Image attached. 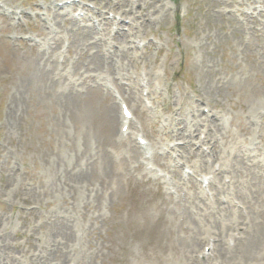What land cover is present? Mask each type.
Here are the masks:
<instances>
[{
    "label": "rangeland",
    "instance_id": "1",
    "mask_svg": "<svg viewBox=\"0 0 264 264\" xmlns=\"http://www.w3.org/2000/svg\"><path fill=\"white\" fill-rule=\"evenodd\" d=\"M60 1L63 0H0V4L22 12L18 21L0 13V219L2 218L0 224L8 222L9 255L18 261L17 264H31L36 255L45 251L41 249L44 245L41 239L42 232L45 231L43 229L52 223V217L57 219L55 215L61 212L75 217L67 220L71 221V236L72 226L92 217L83 250L84 257L92 255L91 264H126L124 260H127V264H156L153 261L156 254L161 255V259L156 256L160 264H174L186 255L172 245L177 236L187 238L183 232L178 231L171 235L166 231L167 227L160 232L163 227L161 223L155 229L152 227L145 229L138 225L133 236H129L127 230L121 228L127 221V211H131L136 205L131 189L130 191L123 189L121 196L113 200L107 191L102 192L99 195L102 206L94 210L93 207H87L81 202L88 197L96 198L98 195L86 193L89 189L84 186L80 193L71 194L70 202L74 198L78 206L75 204L76 212L70 213L66 207L70 206V202L63 206L61 199L65 194L62 190L55 189L56 186L48 196L44 197V191L41 190L38 191L39 197L31 196L39 187L48 183L49 171L43 164L51 163L55 153L60 156L62 165H66L64 168L70 170L73 167L70 164H74L76 159L73 154L75 150L84 151L85 147H88L87 151L92 150L93 153L97 145H92V141L96 139L93 130L87 131L90 137V144L87 146L85 137L77 132L79 125L71 123L67 118L62 127L68 132L71 141L62 140L57 146L54 135L59 133L56 121L63 109L58 106L60 98L48 91V88L40 95L41 89L37 92L38 84L32 80L34 59L36 65V61L40 59L39 52L43 50L40 43L48 38L47 28L54 29L52 19H59L64 15L67 17L66 23H61L62 26L57 23L60 30L57 38L61 39L65 36L69 18L78 13L76 8L54 10L55 3ZM78 1H80L78 5L82 4L85 7L88 4L92 7V4L98 6V10L96 7L91 10L103 13L102 19L108 18L107 21H102V27L109 32L108 38H111L112 34L115 40H118L119 34L127 36L128 33L136 31L139 43H146L140 51L134 52L133 38H130L131 42L127 44L125 50L130 59L138 63L137 68H134L132 63L126 65L129 71L127 76H135L138 72L141 73L140 70H144L149 78L152 77V81L157 79L161 84L158 96L154 97L155 108L149 112L152 113L150 116L158 121L159 132L156 133L154 126L149 131L145 127L147 136L153 141L159 137L162 143L180 139L185 143L184 146L188 144L196 155L191 157L184 153L180 162L199 164L202 174H208L209 171L205 170L206 159L210 166L222 163L228 172L222 174L232 179L228 182L227 191L233 195L232 199L238 198L239 196H234L236 187L231 185L234 183L233 162L226 153L233 151L237 155L242 151L247 156L252 155L253 150L257 163L260 162L259 159H263L264 154V0H224L226 3H223V0H160L168 6L169 12L165 16L154 17L155 22L149 26L137 29L133 25L135 29L132 32H128L129 27L125 19L130 18L132 22L136 21L138 24L136 16L139 13L130 15L126 12L127 6L136 8L134 12H137L143 5L147 6L149 0ZM95 12L90 13L89 17L98 16ZM112 15L113 18L121 17V21L114 25L113 29L112 22L109 21ZM89 17L80 20L84 28L86 25L92 26V20L100 21L96 17L92 20ZM116 26L119 27V31L114 35L113 32L117 31ZM23 37H29L33 42L20 41ZM64 42L66 44L69 41ZM59 50L60 48L56 46L55 58L60 62L64 60L65 65L60 66L58 63V66L60 70L65 67L68 70L66 73H69L68 77L62 78L69 85L80 82L83 76L73 73L75 68L72 70L66 63L72 64L69 57L73 52L69 54L63 52L60 58L57 55ZM46 52L48 53L47 50ZM73 58L79 59L77 54H73ZM53 69L54 67L52 72ZM127 76L121 80L123 84L130 86L132 81L136 82V77L129 79ZM216 81L223 83V86H217L220 94L217 98L212 95V98L207 91L211 86L216 87ZM95 86L99 87L98 84ZM90 87L91 89L85 91L82 103L89 100L93 104L90 122L97 130V137L105 142L110 128L103 122L101 111L108 100L112 103V95L105 97V87L100 86L99 91L93 86ZM140 88L142 85L139 83L137 96ZM17 89L23 91V107L17 112L15 121L9 124L10 99ZM83 93L84 91L81 92ZM81 94L79 99H82ZM207 115L214 119L213 122H222V127L217 128L216 125L209 123L211 118ZM145 116L144 114L143 117ZM165 118L171 125H165ZM245 120L250 123L248 128L245 127ZM189 126L195 127L190 136L185 130ZM117 129L115 118L112 136L117 133ZM207 130L211 140L206 134ZM203 133L208 138L200 141L199 135ZM215 141L217 143L213 146ZM202 147H207L210 151L208 154L203 152L205 158L199 155ZM103 148V152L107 151L109 154V147L106 144ZM254 149L258 151L255 152ZM215 152L217 153L213 154ZM258 152L259 157L256 154ZM84 159L83 157L82 160ZM141 171L142 167L135 172V180L142 178ZM180 171L181 167L178 166V175ZM171 177L173 176L170 173ZM144 181V184L137 182L136 191L148 192L146 199L152 196L156 203H161L162 199L166 198V203L171 204V199L164 194L161 182L153 183L150 178L148 179V175ZM147 187L150 189L146 190ZM238 188L246 190L244 183L239 184ZM104 198L110 200L104 201ZM240 201L239 198L234 199V202ZM244 212L247 213V210ZM132 214L130 212L128 216ZM101 216L108 219L104 225L101 224ZM204 242L206 240L200 241L197 250L204 246ZM143 254L152 257L147 260ZM69 255L64 259L65 262L70 258ZM229 257L232 256H228V260ZM228 260H224V263ZM48 262L55 264L53 260Z\"/></svg>",
    "mask_w": 264,
    "mask_h": 264
},
{
    "label": "bare ground",
    "instance_id": "2",
    "mask_svg": "<svg viewBox=\"0 0 264 264\" xmlns=\"http://www.w3.org/2000/svg\"><path fill=\"white\" fill-rule=\"evenodd\" d=\"M222 2L226 3L224 0ZM127 7L128 9L126 12L130 15L134 16L135 13H139L136 16L138 24L134 18L133 20L135 22L132 23L137 29L149 26L155 22L156 18L154 17L160 15L165 16L169 12L168 6L160 0H149L148 5H143L137 12H134L136 8L129 5ZM66 18V15L59 19L53 18V25L57 32H60L57 23L62 26L61 23L65 24L67 21ZM69 20V24L65 27L64 33V37L70 40L69 45L67 47L65 46L63 42L64 38L60 39L57 38L56 35L52 36L53 31L51 30L48 34V38L41 44L43 50L39 52L40 59L36 61V65L34 59L32 80L38 84V87H36L37 92L41 89L40 95L48 88V91L55 94L58 99L60 98L58 106L63 109L61 116L58 115L56 121V123H58L59 133L57 132L54 135V142L57 146L62 140L71 141L68 132L62 127L65 125L67 118L71 123L79 125V127L76 126L77 132L85 137L87 146L90 144V137L87 131L89 129L93 130L96 139L92 141V145H97L93 153L92 150L91 152L87 151L88 147H85L84 151L81 149L75 150L73 154L76 159L70 170L64 168L66 165H62L60 156L53 151V153H55L53 161L48 163V165L45 163L43 164L45 165V169L49 171V174H47L48 183L45 186L39 187L37 192H33L31 196L39 197V190L44 191V197L48 196L51 190L56 186L55 189H60L64 192L65 196L61 199V202L63 206H66L71 200V194L80 193L85 186L84 188L89 189V191L86 190V193H96L98 196L93 199L85 196L88 198L82 203L87 207H93L94 210H97L102 206V203L99 201V195L102 192L107 191L111 200H113L121 196L123 189L128 191L131 189V194L136 205L131 211H127V221L121 226V228L127 230L129 236H133L137 232L135 229L138 228V225L145 229L146 227L155 229L161 223L163 227H161L160 232L164 230V227H167L166 231L170 232L171 235L181 231L187 237L177 236L172 244L186 254L183 256L185 258L181 259L185 264H209L210 261H208V259L211 258V256H214L212 260L213 263L211 264L228 260V256L232 257H229L230 259L227 264H264V154L263 159H259L260 162L257 163V157L253 154V150H251L252 155L247 156H245L242 151L237 155L233 151H229L231 154L226 153V156L233 162L232 178L234 183L232 185L237 189L234 196H239V200H241V203L247 210L245 215L242 214L239 209L234 208L233 205L231 206L232 202L230 200L226 203L224 202V204L222 203L223 200L221 195L224 189L221 186H224L223 182L226 177V175L219 172H226L222 163L221 166L218 165L213 168L215 178L221 177V180L218 185H214V198L212 201L208 199L209 197L206 191L202 190V187H199L194 179L185 181L182 178H176L177 184H180V187L176 184L172 185V188L177 191V195H173L170 192L164 193L171 199L170 205L166 203V198H163L161 203L154 202L152 196L150 199H146L148 192L136 191L138 183H145L143 175L141 174L142 178L140 180L134 179L135 172L140 167L139 163L141 158L138 157L141 152H139L129 138L123 139L120 136H116V134L112 136L114 119L116 118L117 120L118 118L117 105L115 102L112 101L111 103L108 100L103 106V110L101 109V118L110 128L107 139L104 142L97 137V130L90 122L91 111L94 108L93 104L89 102L86 97L85 99H87L88 102L82 103L84 102L85 91L91 89L90 86H93L94 89L99 91L100 85L105 80L104 78L108 79L111 85L114 86L113 84L116 82V78L120 80L126 78L129 73L126 67L128 63H132L133 67L137 68L138 63L135 60H131L128 52L125 50L127 44L131 42L130 38H133V40L137 39L135 34L136 31L134 33H128L132 32L135 28L130 23L127 36H125V34H119L118 40H115L116 38L112 34L111 38L107 37L109 32L104 28L102 29V33L99 34L97 32L98 30L93 26L86 25L84 28L80 24L81 21L74 19V17L71 19L69 18ZM108 40H112L113 42H109ZM56 46L63 49L66 53L73 52V54L78 55V60H74L72 54L69 57L72 64L69 62L66 63L71 66L72 70L75 68V70L72 71L73 73L83 76L80 82L69 85L66 83V80L62 78V76L68 77L69 73H66L68 70L65 67H62L60 70V66H64L65 64H62L64 60L60 62L55 58ZM133 51L135 52V50ZM58 63L61 65L58 66ZM52 67H54L53 72ZM117 75L119 76L116 77ZM136 77L138 78V74H136ZM147 77L149 78L148 75ZM98 80L102 82L97 83ZM218 82L219 81H216L215 83L216 87L211 86L208 88L209 91L207 92L212 98L213 96L217 98L220 94L216 88L220 85L223 86V83ZM96 84H100L99 87H94ZM149 84H152V81H150ZM120 86L123 88H119ZM116 88L120 89V92L123 94V99L129 101L133 107L139 110L140 116H142L145 109L140 107V97L136 95V84L133 85L131 83L130 86L125 87L124 84L117 83ZM82 91H84L83 94H81ZM22 92L23 91L17 89L10 99V107L8 109L9 124L15 121L17 112L23 107L24 96ZM80 94L82 99H79ZM90 94L91 92L88 93V95ZM104 95L105 97L108 95L111 96L109 92H106ZM208 117L211 118V116ZM213 121L214 119L211 118L209 123L216 125L217 128L222 127V122L216 123ZM146 124L147 130H151L150 121L147 122L146 120ZM249 124V121L245 120V127L248 128ZM194 128L193 126H189L185 129L189 132V136L193 133ZM208 136L209 140H211V135L208 134ZM157 138L155 143H152L150 147L155 151L161 148V139L159 137ZM216 143L217 141L212 145L214 146ZM105 144L109 147V154L107 151H105V153L103 152V145ZM254 150L255 152L258 151V149ZM177 151H179L181 155H184V153L188 156L196 155L188 144L187 146L178 147ZM216 153L217 152L213 154ZM256 154L259 157V152ZM199 155L202 158L206 157L202 152H199ZM83 157L85 158L84 160H82ZM222 161L225 163L224 160ZM170 165L172 167L175 166L172 162ZM206 165L207 163H205V166ZM192 167L196 168L197 165L194 164ZM230 173L231 172H229V174ZM242 183L245 184V191L238 188V185ZM210 185L213 184L210 182ZM149 189L150 187L146 188V190ZM105 200L107 201L110 199L104 198V201ZM75 204L78 206L76 199L73 198L72 202H70V206H66L69 213L70 211L76 212V207H74ZM130 212L133 214L128 216ZM55 216H57V219L52 217V223L46 226L43 229L45 231L42 232L41 239H43L44 245L41 249L45 251L43 254L42 252L41 254L38 252L39 254L36 255L31 264H48L49 260H53L55 264H70L73 262V259L76 261L77 258L79 260L78 264L81 263L82 259H84L82 264H91L93 260L92 255L88 254L84 257V252L82 250H84L85 243L78 239L77 229L73 226L71 236V221L67 220H70V217L74 219V215H64L60 212ZM107 220L106 216H101V224L104 225ZM3 224L4 223L0 224V264H17L18 261L14 259L13 256L9 255L10 244L6 236L8 225L7 223ZM206 225L209 229L208 232H206ZM170 227L171 229H169ZM202 228H206L204 232L207 234L201 232ZM209 233H211L210 236L208 235ZM228 238L233 239L232 247L228 246V241L230 240ZM206 239H208L207 243L208 241L212 243L211 246H213L214 249L210 252L208 258L202 257L199 259V257H197V246L200 244L201 240ZM207 245L210 246V243ZM76 246H78V248H76ZM78 254L81 256H78ZM67 255L73 259L68 258L65 262L64 259ZM143 256L147 260L152 257V255H147V257L145 254H143ZM156 256L161 259V255L156 254L153 258L156 264H160ZM63 261L64 263H62ZM124 261L127 264V260Z\"/></svg>",
    "mask_w": 264,
    "mask_h": 264
}]
</instances>
